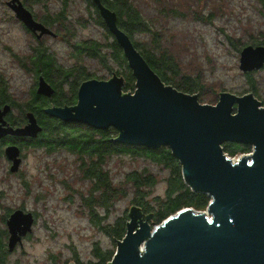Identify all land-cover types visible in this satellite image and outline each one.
Here are the masks:
<instances>
[{
    "label": "rangeland",
    "instance_id": "rangeland-1",
    "mask_svg": "<svg viewBox=\"0 0 264 264\" xmlns=\"http://www.w3.org/2000/svg\"><path fill=\"white\" fill-rule=\"evenodd\" d=\"M22 1L37 19L59 21L51 25L58 36H48L40 42L13 14L7 0H0V88L7 89L8 102H15L12 115L15 121H22L31 109L28 104L38 84L34 58L39 47L46 48L60 66L73 70V75L62 82L63 78L53 71L52 82L59 87L54 95L60 92L63 97L73 96L71 83L78 70L100 79H109L113 72L123 71L111 59L108 30L99 24L98 15L88 0ZM132 1L153 20L150 33L136 32L133 38L147 50L153 49L157 43L154 39H158L162 49L175 60L178 73L168 72L173 84L185 90L189 82H194L200 90L185 91L198 93L202 103L216 104L223 91L238 95L254 92L264 101V66L249 73L240 69L243 47L264 41V9L258 1ZM91 41L104 45L98 51L100 55L91 54ZM79 44L89 49L81 52ZM124 87V92L136 90V85L135 88L128 86L129 90ZM48 99L49 105H56L52 97ZM64 123L71 127L78 124L89 127L77 122ZM4 147L3 141L0 145L3 247L8 243L9 212L24 209L36 216L32 232L22 245L8 255L0 250V264H108L112 258L107 256L114 253L119 240L112 231L119 221L130 220L131 206H140L147 215L153 213L149 221L152 227L164 220L158 219L160 202L166 196L170 178L182 167L181 163L175 168L173 164L129 152L109 153L98 161L104 175L101 182L87 173L94 158L66 147L49 150L46 146L25 144L20 169L12 173ZM159 148L156 152L162 155ZM134 173L150 176L152 181L137 185L132 179ZM207 199L210 201L208 195ZM204 205L201 210L207 209L208 204Z\"/></svg>",
    "mask_w": 264,
    "mask_h": 264
},
{
    "label": "water",
    "instance_id": "water-1",
    "mask_svg": "<svg viewBox=\"0 0 264 264\" xmlns=\"http://www.w3.org/2000/svg\"><path fill=\"white\" fill-rule=\"evenodd\" d=\"M93 1L123 49L136 90L124 92L125 78L113 72L109 79L83 81L76 104L50 106L45 112L65 122L115 127L119 135L114 140L120 143L169 146L188 187L210 197L206 210L184 207L154 227L149 222L153 213L131 206L126 234L117 240L109 264H264V105L253 92L228 91L220 92L216 104L202 103L198 93L166 84L120 29L117 13L101 0ZM7 5L28 28L41 31L40 36L54 34L34 20L21 0ZM263 66L264 44L243 47V72ZM37 92L51 97L55 88L40 76ZM10 111L9 103L0 106V141L8 135L35 138L42 131L32 112L26 125H10L5 119ZM226 142L250 144L252 152L233 158L224 149ZM5 154L11 171L17 172L20 148L8 145ZM34 220L22 209L10 215L9 250L32 232Z\"/></svg>",
    "mask_w": 264,
    "mask_h": 264
},
{
    "label": "trees",
    "instance_id": "trees-1",
    "mask_svg": "<svg viewBox=\"0 0 264 264\" xmlns=\"http://www.w3.org/2000/svg\"><path fill=\"white\" fill-rule=\"evenodd\" d=\"M101 1L106 7L117 13L118 16L117 24L120 27V29L124 30L130 36V38L133 40L134 45L144 56L148 64L166 84L172 85L178 90L186 93L189 92L185 90H189V89L192 90L194 88L199 89L197 88V84H195L194 82H189V84L187 85V89L185 90L180 88L179 85H175L171 82L172 79L168 76V72H172L174 73V75L178 73V70L175 69L176 67L175 60L171 55L167 54L166 50L162 49V47L158 44L157 38L154 39V41L157 43L153 45V49H148V50L145 49L140 43L134 40L133 38L134 33L136 32L150 33L152 31L153 20L151 19V17L150 19H148L142 13V11H140L139 8L135 6L132 0H101ZM256 1H258L259 4H261V6H263L264 9V0H256ZM88 2L90 3V5L94 7V11L98 15L99 24H101L102 26L107 28V30H109L95 2L93 0H88ZM262 12L264 15V11ZM57 21L59 20L54 19L53 22H57ZM50 22L53 24L52 21ZM157 34L158 33L154 32V35ZM261 44H264V41L261 42ZM101 45L102 43L99 41H95V44L91 45L92 48L90 49H91V54L93 56L100 55L98 51L101 50L102 48ZM77 46L81 48L80 49L81 52L84 49L87 50L89 49L86 48L88 47L87 45L82 46L81 44H79ZM110 51H111L110 54L111 59L123 67V71H118L114 73H117L125 78L124 88H127L128 86H132V88H135L136 79L133 75L132 70L128 66V62L124 55L121 45L118 42H116L114 47L113 46L112 48L110 47ZM103 59L104 61H106L105 57H103ZM37 60H38L37 63L38 65H35L34 67L35 72L37 73L43 72L45 74V76L49 79V81H51L52 86L56 87V88L54 87L55 88L54 93H56L57 89L59 90V87L57 86L55 81L52 82L51 74L53 73V71H54V75L58 74L60 77L63 78L60 82L66 80L68 77L73 75V70H68L63 68L57 63V60L55 58L53 59L51 56H49L47 60H44L41 52H39V57L37 58ZM76 72L77 74L74 77V81L71 83L73 96L71 98L63 97L60 94V92L59 94H55V95L53 94L51 97L54 100L52 101H54L56 105L72 106L75 103H77L78 90L80 84L87 79L93 78V76L90 77L87 75H83L82 70H78ZM129 89L130 87L127 88V90ZM191 94H196V93H191ZM255 96L258 98L256 94ZM40 97L41 96L34 93L32 99L33 102H31V106H34L37 103L41 104L39 105L38 108V112L41 113L42 108L45 105H49L50 99L46 97L40 99ZM8 101H9V96L7 95V89L0 88V103H7ZM262 105H264V101H262ZM44 111L45 109L43 108V112ZM49 119L51 120V123ZM60 121H58L55 117L47 114L46 112L43 113V117L41 120V122L44 125V132L41 139L43 144L46 147H48L49 150H54L59 146L66 147L70 150L73 151L75 150L79 153H82L83 155L88 156L90 158H94L95 161H92L90 163V169L87 171V173L89 174V176L94 175L98 179H101V182H103L104 175L102 171L98 168L99 165L98 161L103 160V157L109 153L129 152L140 156H146L147 158L156 161L173 164L175 168L180 163L178 160H176L171 149L169 148H165L163 146L160 147L162 149L161 151L162 155H159V153L156 152L157 148L152 149L144 146H132V145L129 146L128 144L115 141L114 139L119 135V132L116 128L109 127L107 129H99L90 125L89 127L86 126L84 128V126L79 124L71 127L69 124L63 123L65 121L63 122ZM224 149L229 154V156L233 157V156H237L238 154L251 152L252 146L250 144L229 142L224 144ZM132 179L137 185H141L142 183H145L147 181H152V178L150 176H142L141 174H137V173H134L132 175ZM104 192L106 194L109 193L106 188H104ZM143 195L144 193H141V196ZM206 198H207V194L192 191L188 187V185L185 183L182 177V167H180V169L175 171L173 176L170 178L166 196L160 202L158 219H163V218L165 219L168 215L170 214L172 215L173 213L177 212L178 210L184 207H193L197 210H201L205 206L204 204H208L209 202L208 199L206 200ZM126 221L124 222L119 221L117 227L112 231L113 234L117 236L119 240L123 239V237L126 234V230H127L126 228L127 224H125ZM2 246L3 245L1 244L0 250L3 248ZM98 253L102 256V258L105 257L99 251ZM114 253L106 256L112 258L114 256ZM108 260L111 261V259Z\"/></svg>",
    "mask_w": 264,
    "mask_h": 264
},
{
    "label": "flooded vegetation",
    "instance_id": "flooded-vegetation-1",
    "mask_svg": "<svg viewBox=\"0 0 264 264\" xmlns=\"http://www.w3.org/2000/svg\"><path fill=\"white\" fill-rule=\"evenodd\" d=\"M9 0H7V2H8ZM22 1V0H21ZM7 2H6V4H7ZM23 2V1H22ZM23 4H24V2H23ZM25 5V4H24ZM9 7V6H8ZM25 7L26 8H28L26 5H25ZM10 8V7H9ZM29 9V8H28ZM10 10L13 12V14L15 15V12L10 8ZM30 10V9H29ZM31 11V10H30ZM32 12V11H31ZM32 15H33V18H34V20H36L37 22H39V23H42L45 27H47V28H49V29H51L52 31H53V33L54 34H49V33H45V34H42L41 36H40V33H41V31H33V30H31L30 28H28L25 24H24V22H22L21 20V22L30 30V31H32V33H33V35L36 37V39L38 40V41H40V42H42V40L43 39H45V38H47L48 36H52V37H57L58 36V34L53 30V28H51V25H52V23L51 22H47L46 20H39V19H37V16L32 12ZM16 16V15H15ZM107 29V28H106ZM108 33H109V37L111 38L110 39V47L112 48V46L114 47L115 46V44H116V42H117V40H116V38H115V36L111 33V32H109V30H108ZM91 44L92 45H94L95 44V41H91ZM103 45V44H102ZM104 46V45H103ZM39 52H41V54H42V57L44 58V60H47V58L50 56L49 54H48V52H47V49L46 48H41V47H39V48H37L36 49V57L34 58V64L35 65H38L37 63H38V60H37V58L39 57ZM37 73V72H36ZM38 75L36 76V79H37V81H39V78H40V76H42L47 82H49L50 84H51V82L49 81V79L45 76V74L43 73V72H41V73H37ZM37 86H38V84H37ZM33 93H36V94H38L39 96H41L40 97V99H42L43 97H46V98H50V97H48V96H46V95H43V94H39L38 92H37V87H36V91H34ZM32 99H33V97H32ZM30 100V102H29V104H28V108H31V109H28L27 111H26V116L23 118V120L22 121H15L14 119H13V110H14V104H15V102L13 103V102H7V103H9L10 105H11V111L6 115V117H5V119L7 120V122L10 124V125H12V126H14V127H19V126H24V125H26L28 122H29V118H28V113H30V112H32L34 115H35V117L37 118V121H38V123L42 126V131L38 134V136L37 137H35V138H32V137H19V136H14V135H8V136H6V137H4L1 141H0V145L3 143V141L5 142V147H4V154H5V148H6V146H8V145H13V144H15V145H17L19 148H20V150H21V158H22V161H23V156H22V149H23V147H24V145L25 144H30V145H33V146H45L44 144H43V142H42V135H43V132H44V125H43V123L41 122V120H42V117H43V113H45V111L43 112V108L45 109V108H47L48 106H51V105H45L43 108H42V112L40 113V112H38V108H39V105H41V104H39V103H37V104H35L34 106H31V102H33V100ZM42 102V101H41ZM43 103V102H42ZM4 104H6V103H0V106H3ZM76 104V103H75ZM25 110V109H24ZM24 110H23V112H24ZM58 121H60L58 118H56ZM49 121H50V123H51V120L49 119ZM62 122H63V120H61ZM60 121V122H61ZM64 123V122H63ZM48 125V124H47ZM60 147V146H59ZM6 155V154H5ZM7 157V156H6ZM9 160V159H8ZM10 162H11V164H12V161L11 160H9ZM21 164H22V162H21ZM21 166V165H20ZM10 167H11V165H10ZM20 169V168H19ZM10 171H11V169H10ZM19 171V170H18ZM17 171V172H18ZM12 172V171H11ZM17 172H12V173H17ZM15 210H17V209H15ZM15 210H13L12 212H9V214L7 215L8 217L6 218V223H7V220H8V218L10 217V215L15 211ZM22 210H24V209H22ZM25 211V210H24ZM25 212H30V211H25ZM144 212V211H143ZM32 214H33V216H34V219H35V213H33V212H31ZM144 214H145V212H144ZM34 222H35V220H34ZM34 224V223H33ZM8 226V225H7ZM32 229H33V226H32ZM9 232V236H8V243H7V245H5V247H3L1 250H2V252L4 251V254L5 255H8V253H12L16 248H17V246L18 245H22V243H23V240L31 233V232H28L25 236H22L21 237V242H17V244L15 245V247H14V249L13 250H9V238H10V231H9V227H8V230H7V233ZM1 244H3L2 243V241H0V245Z\"/></svg>",
    "mask_w": 264,
    "mask_h": 264
},
{
    "label": "built area",
    "instance_id": "built-area-1",
    "mask_svg": "<svg viewBox=\"0 0 264 264\" xmlns=\"http://www.w3.org/2000/svg\"><path fill=\"white\" fill-rule=\"evenodd\" d=\"M233 158H236V157H233Z\"/></svg>",
    "mask_w": 264,
    "mask_h": 264
}]
</instances>
